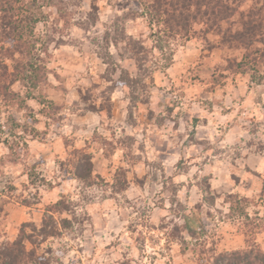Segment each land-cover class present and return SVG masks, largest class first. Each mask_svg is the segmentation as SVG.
Instances as JSON below:
<instances>
[{
    "label": "clouds",
    "instance_id": "1",
    "mask_svg": "<svg viewBox=\"0 0 264 264\" xmlns=\"http://www.w3.org/2000/svg\"><path fill=\"white\" fill-rule=\"evenodd\" d=\"M41 2L43 4L42 12L48 15L49 18L35 26L33 37H25V39H32L34 41L36 38H40L46 40L48 36L53 35L52 29L57 28L61 29V31L55 34L56 40L63 38L70 42H75L73 48L63 49V51L72 53V57L69 59L77 65V71L71 82H59L69 89V102L71 100H79V96L75 94L76 87L80 85L90 86L91 83L96 82L98 65L100 66L98 69L100 72H103L108 67L107 64L103 63L102 59L97 58V53L102 52L105 47L107 52L115 58L116 63L121 65L122 68L127 69L131 66L133 71L135 70L136 58L129 47V39L120 40L118 45L112 42L117 34L116 29L119 27L125 30L126 37L141 41L144 47L150 50L148 62L145 63L144 67L150 71L151 76L145 79V83H149L151 77L154 76L155 83L159 87L150 88L152 103L147 108L155 111L158 116L167 115L165 107H167L170 101L179 102L181 107L177 111L190 113L189 120H191L193 115L212 111L213 109L215 110L214 114L219 115L222 111L234 109L236 104L233 101L240 103L242 90L236 89H228L229 95L226 97L222 96L219 91L215 94L207 93L204 100L210 101V106L201 100L199 103H192L191 107H189L188 103H186L187 98L181 100L180 93L183 92V88L175 87L177 68L182 63L186 65L193 63L198 54L199 45L193 40L192 44L188 45L187 48H180V44L183 43L182 41H173L166 38L162 50L158 48L157 45L161 42L157 37L148 39L150 32L155 30V25H153L152 29L148 27L149 21L147 15L137 18L135 21L124 19L126 13L136 8V0H51V3H49V0H41ZM94 2L98 4L101 11L97 13L99 20L93 26L89 20V13L92 12L91 5ZM118 3H126L129 7L119 9L116 7ZM77 4L79 5L78 7ZM139 11L144 12V8L141 7ZM62 13L65 15V19L63 20L60 19ZM117 18H120L119 23H117ZM106 32L112 33L108 45H105L104 40ZM160 35H163V33ZM93 41L96 43H93ZM194 45L195 47H193ZM5 47H12V45L8 44ZM54 47L55 45L50 47L49 51H52ZM80 48L84 50L82 57L77 54ZM36 51L40 56L45 55L44 52L40 51L39 44L36 45ZM121 54L124 55L123 60L121 59ZM187 57H191L192 59L187 60ZM3 62L7 64L12 63L7 58H4ZM216 62L215 60L212 61V63ZM219 63H223V61H219ZM49 67H52V65H49ZM57 71H60V69L57 68ZM119 76L120 71L118 70L113 79L117 80ZM48 81L51 85H58V81L52 75L48 76ZM24 83L21 80H17L9 88L10 93H19L17 101L23 100L25 105L23 108H20L17 102L0 104V205L9 199V195L12 197V204L14 205L17 199L23 200L24 198L35 196L37 192L44 194L53 191L48 183H41L42 180L50 182L51 185H57L58 187L54 189L56 192L72 193L66 199V203L71 205L70 211L66 212L62 209H54L47 213L49 217H52L55 229L64 232L62 239H49L48 243L41 245L38 250L44 253V249L47 247L56 249L54 259L50 261V264H80L81 261H84V264H117V262L119 264H175L176 256L174 255V251L177 246L185 249L186 255L184 256V260L186 264H196L194 258L189 259L193 256L192 250L194 248L199 250V247H208L209 238L215 239L217 234L222 232L228 223H234L237 227H240L244 223V216L235 211L238 199L248 197L247 202L240 204L247 216L254 217L258 211L259 216L264 218V198H261L258 194L259 189L252 188L245 191L246 185L243 182L250 179L248 173L245 172V167L252 168L254 172L261 173V179L264 180V153L257 154L255 147L252 149L244 147V144L248 140L255 139L248 136L247 132H239L235 138L229 133L228 138L223 140L219 139L220 136L224 135L223 132H214L213 134L217 139L212 141L213 147L210 151L204 152L203 149L197 150L196 148L185 150L183 153L185 159L191 153H196L197 159L192 161L190 170L186 175L180 174L173 178L174 183L180 184L183 182L185 184V187L179 191L176 199L179 204L186 206L185 211H180L177 207L174 213L169 211V209L175 207L169 203L171 192H162V183L155 184L154 191H150L148 186L141 191L134 184L127 190L117 191L113 187L114 181L112 179V174L115 173L116 168L113 167L109 172L105 171L106 166L114 162V158L111 157L110 145L105 141L112 140V143H115L117 139H122L125 135H135L137 137V144L132 149L134 156L144 155L138 151V146L143 141L148 147L145 158L152 161L157 160V156L152 154L154 149L150 139L140 135V132L143 130L142 128L129 129L127 133L122 131V128H127L123 118H126L128 106L131 103L129 97L130 89L126 85H122L113 94V99L120 101L122 110L121 119L108 120L103 114L92 116L89 113L90 121L72 117L71 121L65 120L58 126L48 119L49 113L45 115L40 114V109L45 107V105L39 102L41 98L40 90L36 89L32 91L33 98H27L25 93L30 91V89L25 88L23 86ZM106 87L108 85L102 83L101 88L95 90V94L99 96V93ZM259 88H264V84H261ZM256 90L254 86V91ZM169 92L171 94L165 99L166 93ZM52 98V96L48 97V99ZM2 99L3 97H0V100ZM161 100H164V104L157 107V104ZM100 102L97 99L96 103L98 105ZM84 107L81 104L80 111H83ZM33 109L36 111L32 112ZM145 110V108L136 110L137 117ZM63 114L66 115L67 113ZM10 118L18 126L14 127ZM231 119V116L223 118L224 121ZM37 120L40 123H36L35 121ZM46 123L49 127L46 133L47 138L44 140V143L47 145L45 150L51 152L52 156L48 158L47 164L35 169L37 176L40 173H43V176L33 184L29 182V173L32 171L31 165L39 159V155L35 152L29 154L31 149L25 148L24 144L31 143L32 148H34L33 136L35 134L32 130L37 129L40 132V137L37 139H43ZM85 124L88 125V131L73 132L74 126L79 125L82 127ZM172 127V123L168 122L165 125L168 134H161L157 132L155 121H153L150 136L157 135L159 137L156 141L158 145L164 141H168L169 148L182 146V144L178 145L174 141H169L168 135L176 137L185 132L186 125L183 118H180L179 133L172 132ZM109 128L115 132V138L111 136ZM201 130H203L202 125ZM57 133L62 134V136L58 137ZM239 137H244L245 139L244 144H241L240 148L237 149L233 145L240 143ZM61 138L65 141L66 148L59 147ZM204 138L197 137V139ZM258 139L260 142H264V135H260ZM184 140H188L187 134L184 135ZM84 141L88 143L85 144ZM217 150L226 151H223L221 155L214 156L213 152ZM236 151H240L242 155L239 159L235 160L237 167H233V157ZM57 152H59L58 155L56 154ZM87 152L93 154V163L96 167L86 180L77 179L74 174V165L80 159V156ZM125 152H127V149H120L117 152V156H121ZM244 156H247L248 159L245 160ZM208 157H211V160L208 165L204 166V170L201 171L197 165L202 164L203 160ZM180 159L181 155L177 154L165 162V169L169 176H172L173 172H175V169L171 166ZM60 162H64V171H61ZM125 166L127 167V165ZM133 171L143 174L150 171V169H146L143 164H138L134 167ZM98 173L104 176V182L97 179ZM210 173L214 177L209 180L211 192L196 187ZM233 173L242 179L239 187L235 186V183L229 178ZM193 177H196V179L194 180ZM131 178L132 174H129L127 179L130 183ZM33 179L36 178L33 177ZM151 183L152 180L149 177L148 184L151 185ZM188 183L192 184L190 197L187 196ZM8 184L15 185L16 191L8 193L6 187ZM89 184H91V187H89ZM21 185L25 187H21ZM234 193L239 194V197L227 200V197ZM217 194L218 198H216L214 205L205 202V197L210 195L217 196ZM57 199L59 197H54L51 201H46V203H55ZM161 199L164 201L162 210L156 206ZM126 200H130L132 202L131 205L127 204ZM226 200L227 202H225ZM106 202L109 208H111L113 202L118 204L120 206V215L125 217V219L121 224L120 218L113 213L105 222L107 227H94L93 223L85 220V217L89 213H97L98 209L102 210ZM196 203L202 205V210L199 212L193 207ZM145 206L150 209L146 217H141L139 212L133 210L134 208L143 209ZM35 211L39 212L40 210L37 208ZM208 213H212L211 219ZM40 214L42 215L43 213ZM98 214L102 215L103 213L100 211ZM65 218L72 222V229L69 231H65L61 227V221ZM161 218H164L163 223L167 224L168 227L163 232L159 231L157 227V230L153 232L151 226L154 224L158 226L161 223ZM79 221H84V223L81 224ZM34 223L37 229L36 233H33L32 228H25L24 232L27 235H32L37 241L43 240V237L39 235V229L43 227L39 215L34 218ZM186 223H189L191 228L198 232L201 224L211 225V227L208 228V235L193 238L189 234V230L184 227ZM255 223L261 225V232L264 233V219L256 220ZM129 224H133L136 227L137 231L135 234H130L127 231ZM113 225L119 226L113 227ZM177 225L181 228L180 238L173 241L169 234ZM19 226V217L8 219L0 217V238L4 240L13 239L14 233ZM49 230H52V225H50ZM81 232L83 235H81ZM97 232L102 234V239L97 238ZM113 232H115V235H112ZM130 235L131 239H129ZM136 237H139L145 243L136 242ZM114 241L116 242V246L110 251L103 252L100 256L92 255L97 245H106ZM25 243L27 244V241ZM77 248L84 249L82 255L76 251Z\"/></svg>",
    "mask_w": 264,
    "mask_h": 264
},
{
    "label": "rangeland",
    "instance_id": "2",
    "mask_svg": "<svg viewBox=\"0 0 264 264\" xmlns=\"http://www.w3.org/2000/svg\"><path fill=\"white\" fill-rule=\"evenodd\" d=\"M33 1V0H26ZM39 4V10L35 12L39 23L42 21H46L49 17L42 12L43 4L41 0H37ZM51 3V0H49ZM144 3L143 0H136V8L130 10L128 13L125 14L124 19H132L135 21L137 18H142L145 16L142 12L139 11L141 4ZM260 4L264 6V0H249L245 2L242 7L239 9V12L234 15L232 19H229L222 23L223 30H226L230 27L236 29L239 27V22L241 21V12H249L254 4ZM79 5L77 4V7ZM66 7V6H64ZM92 12L89 13V20L91 21L92 25L94 26L96 22H98L99 17L97 13L101 11L100 7L97 3H93L91 5ZM117 8L123 9L129 7L128 4H117ZM255 7V6H254ZM60 19H65V15L62 13L60 15ZM120 18H117V23H119ZM148 27L152 29V24L150 20H148ZM55 23V22H54ZM79 23V22H78ZM36 24V25H37ZM35 25V26H36ZM160 26L155 25V30L151 31L148 39H152L153 37L160 38L164 43L165 37L164 32L163 35L158 33ZM205 27L202 25H195L194 26V33L191 34L189 38H171L170 40L182 41L183 43L180 44V48H187L188 45L192 44V41L195 40L196 44L199 45L198 54L191 64H181L177 68V77H176V88H183V92L180 93V99L184 100L187 98L186 103L188 106L191 107L192 103H199L201 100L204 101L205 104L211 105L210 101L204 100V97L207 93L220 92L222 96H228L229 91L228 89H236L242 90L240 96V103L233 101L236 104L234 109H228L227 111H222L219 115L214 114V109L212 111H206L201 114L193 115L191 120H189L190 113L184 112L181 113L177 111L178 108L181 107V104L177 101H170L165 107V112L167 113L166 116L160 115L158 116L155 111H152L147 108L148 105L152 103L150 88L152 87H159L155 83V77L152 76L149 83H145V79L151 76V73L148 69L144 67L145 63L148 62L150 52L149 49L144 47L143 43L139 40L130 39L126 37L125 30L117 27L116 29V37L113 39V43L118 45L120 40L129 39V47L132 50L131 43L135 41L138 43L139 48L144 47V50L140 49L139 52L141 55H144L146 60L145 61H136V68L133 71L131 66L127 69L122 68L121 65L117 64L115 58H113L108 52L106 47L100 53H97V58L102 59L104 64H107L108 67L103 71L100 72L99 65L97 66V73H96V82L91 83L90 86L80 85L79 87L75 88V94L79 96V100H71L69 102V89L64 87L63 84L59 83L63 81V83H69L72 81L74 74L77 71V65L72 62L69 58L72 57L71 52H65L63 49L73 48L75 46V42H70L66 39L61 38L60 40L55 39V34L60 32L61 29L53 28L52 32L53 35L48 36L46 40H42L40 38H36L34 40L35 48L33 49V54L35 57L36 65L35 69L38 72L35 73L40 76L41 83L39 86L34 88L30 82L25 81L23 86L25 88H29L30 91L25 93L27 98H33L32 91L39 89L40 90V100L39 102L45 105V107L40 109V114L45 115L49 113L48 119L52 120L53 123H56L58 126L62 124L63 121L69 120L71 121L72 117H76L80 120H89L90 116H99L103 114L108 120L113 119H121L122 118V110L120 107V101L113 99V94L116 92L117 89H120L122 85H125L120 82V76L123 71H129L132 77H140L141 84L138 87H131L126 85L129 89V97L131 99V103L128 106L127 116L124 119V123L127 125V128H122V131L127 133L129 129L135 130L138 128H142L143 130L140 132L141 136L150 139L152 147L154 149L153 155L157 156L156 161H152L150 159H146V155L148 152V147L143 141L140 142L138 146V151L143 153L144 155L134 156L132 154L133 146L137 144V137L135 135H125L122 139H117L115 143H112V140L105 141L107 144L110 145V152L111 157L114 158V162L112 164H108L105 168L106 172H109L113 167L116 168L114 174H112V179L114 181L113 187L117 191L119 190H127L128 188L132 187L134 184L137 188L141 191L145 189L146 186L150 189V191H154V185L157 183H162L163 188L162 192H171V198L169 203L174 205L175 207L169 209L171 212H176V208L178 207L180 211H185L186 206L183 204H179L176 197L179 191L185 187V184L181 182L180 184L174 183V177L179 176L180 174H187L190 170L192 165V161L197 159L196 153H191L187 159L184 158L183 153L188 148H196L197 150L203 149L204 152L210 151L213 147V140H216L217 137L214 136L215 133L223 132L224 135L220 136L219 139H227L228 134L231 133L232 136L235 138L239 132H247L248 136L254 137L255 139L248 140L246 144H244V137H239L240 143H236L233 147L239 149L241 144H244V147L247 149H252L255 147L256 153L261 154L264 153V142L259 141V136L264 135V88H259L261 84H264V45L258 43L255 45V48H251L249 50L243 48H230V47H222L220 45L221 37L217 35V31L214 33H210L208 35L203 34ZM163 30V29H162ZM164 31V30H163ZM35 34V27L33 30V36ZM157 34L158 36H153ZM70 35V33H68ZM142 35V33H141ZM112 36V33H105L104 40L105 45H108L109 38ZM93 43H96L93 41ZM40 45V51L44 52V56H40L36 51V45ZM55 45L52 51H49V48ZM195 47V45L193 46ZM137 48V49H139ZM256 49H259L260 52L256 53ZM127 51V49H126ZM258 51V50H257ZM133 52V51H132ZM78 56L82 57L84 54L83 48L78 50ZM245 55H249L252 58L257 59L256 61L248 59V61H252L253 63L250 64L251 66L248 69L249 73H239L233 72V70L229 69L231 64L234 61L238 63L241 62ZM121 59H124V55L121 54ZM187 60H191V57H187ZM217 61L216 63H212V61ZM219 61H223V63H219ZM11 67V64H9ZM52 65V67H49ZM207 65V67H205ZM39 67L43 68L39 71ZM57 68L60 71H57ZM120 71V76L117 80H114L113 77L116 75L117 71ZM64 73V75H62ZM135 73V74H134ZM33 74V77H37V75ZM52 75L57 81L58 85H51L48 81V76ZM39 76L37 78H39ZM202 76L204 77L202 79ZM102 83L107 84L108 87L104 88L102 92L99 93V96L95 94V90L101 88ZM15 84V83H14ZM11 86V85H10ZM9 86V88H10ZM254 86L257 89L254 91ZM162 91V89H161ZM139 93V94H138ZM16 94L19 93L17 92ZM171 93H166L165 99ZM49 96H52V99H48ZM143 97V98H142ZM97 99L101 102L99 105L96 103ZM14 102L19 103V107L23 108L25 105H22L20 102L17 101L15 98L12 101L6 102L5 100H0V104L7 103L12 104ZM24 104V103H23ZM83 104L84 110L80 111V105ZM164 104V100H161L157 107H160ZM139 108H145L144 112H141L139 117L136 115V110ZM36 110L33 109L32 112ZM67 113L66 115L63 113ZM175 113V115H173ZM78 114V115H77ZM225 116H231L232 119L228 121H224L223 118ZM183 118L184 123L186 125L185 132L179 134L176 137L168 135L169 141H174L178 145L177 148H169L168 141H164L162 144L158 145L156 143L157 139L159 138L157 135H151V128L153 125V121H155V128L157 132L161 134H168L165 129V125L168 122H171L173 127L171 129L172 132L179 133L180 128V118ZM34 119V117H33ZM15 125L14 120L10 118ZM36 123H40V121H35ZM201 125L203 126V130H201ZM49 125L45 124V136L43 139H37L40 137V132L37 129H33V142L35 143V147L32 148L31 143H25L24 147L31 149L29 154L35 152L39 155V159L36 160L34 164L31 165L32 171L29 173V182L35 183L36 180L40 179L43 176V173H40L37 176L35 169L47 164L48 158L52 156L51 152L46 151L47 145L44 143V140L47 138L46 133L48 130ZM80 131H88V125L85 124L82 127L77 125L73 127V132H80ZM27 132V129H26ZM109 132L113 138H115V132L109 128ZM187 134L188 140H184V135ZM58 137H61L62 134L57 133ZM95 135V133H94ZM205 137L204 139H197V137ZM87 144V141H84ZM19 146V145H17ZM60 148H66L65 141L61 138L59 142ZM120 149H127V152L123 153L121 156H117V152ZM226 150H217L213 152L214 156L221 155V153ZM57 155L59 152L56 153ZM92 157V161H94V156L91 152H87ZM181 155V159L177 161L171 167L175 169L172 176H169L166 169H165V162L169 160L170 157L175 155ZM242 153L240 151H236L233 157V167H237L235 164V160L241 157ZM106 154V159H107ZM81 159V156H80ZM79 159V160H80ZM244 159H248L247 156H244ZM78 160V161H79ZM211 160V157H208L203 160L202 164H198L197 167H200V170H204V166L208 165ZM77 161V162H78ZM76 162V164H77ZM118 162V163H117ZM75 164V165H76ZM143 164L146 169H150L143 174L139 172H134L133 169L136 165ZM74 165V168H75ZM94 168L96 165L93 163ZM127 165V167L125 166ZM61 171H64V162H60ZM245 172L248 173L250 179L244 180V184L246 185L245 191H248L252 188L259 189V195L261 198H264V180L261 179V173L254 172L252 168L245 167ZM129 174H132L131 183L127 179ZM35 177L36 179H33ZM76 177V176H75ZM149 177H151L152 183L151 185L148 184ZM77 178V177H76ZM214 178L213 174H209L206 176L199 184L196 185L198 188H202L204 191L211 192V184L209 180ZM234 183L235 186L239 187L242 179L240 176H237L235 173L231 174L229 177ZM78 179V178H77ZM97 179L101 182H104V176L97 174ZM195 180L196 177H193ZM41 183H48L49 187L53 189L48 193L41 194L37 192L35 196H30L29 198H24L23 200L17 199L15 204H12V197L9 195V199L6 200L0 207L3 208L0 217L4 219H8L11 217H19L20 219V226L14 233V238L9 240H4L0 238V249L4 246L11 244L14 242L20 232V228L23 224L35 225L34 218L39 215L40 222L43 223V219L47 215V209L51 207L53 204L58 202L59 200H64L66 203V199L72 193H59L54 191L57 185H51L50 182L46 180H42ZM8 189V193H12L16 191L15 185L8 184L6 185ZM21 187H25L21 185ZM91 187V184H89ZM188 193L187 196H191V188L192 184H187ZM230 195H239V194H230ZM54 197H59L55 201V203L46 201H51ZM212 197L214 198L213 200ZM217 196H207L204 198L205 202L209 203L210 205H214ZM228 198V197H227ZM227 201V200H226ZM225 201V202H226ZM156 203L155 201H153ZM126 203L131 205L130 200H126ZM69 207V211L71 210V205L66 203ZM164 201L161 199L159 203L156 204L158 208L161 210L163 209ZM197 212L202 210V205L200 203H196L193 205ZM39 208V212L35 211ZM120 206L113 202L111 208L108 207L107 202L105 207L100 210H97V213H89L88 216L85 217V220L89 223H93L94 227H107L105 223L109 216L113 213L120 218V223L122 224L125 217L120 215ZM136 212L140 213L141 217H146L149 214L150 209L145 206L143 209H133ZM102 211V215L98 214ZM40 213H43L42 215ZM256 213H259L258 211ZM130 215V214H129ZM209 218L211 219L212 213H208ZM255 216V215H254ZM262 218V217H261ZM163 219L161 218V223L157 225H152L151 230L155 232L157 227L159 231L163 232L165 228L168 227L167 224L163 223ZM187 219V218H186ZM68 221V228H62L65 231H69L72 229V222L67 218L63 219ZM63 220L61 224H63ZM81 224L84 221H79ZM174 223V222H169ZM223 223V221H221ZM246 221L237 227L234 223H228L225 225L222 232L218 233L216 238H209V246L208 247H199V250L193 249V256L189 259H195L196 264H211L214 255H218L224 252H232L236 250H244L249 248L254 244L260 245L264 250V233H259L257 235H253L250 233L248 227L245 226ZM119 225H113V227H118ZM185 228L189 230V234L193 236L195 232V237L197 236H206L208 235V228L211 225L201 224L199 232L195 229H192L189 223H186ZM127 231L130 234H135L137 231L136 227L133 224H129L127 226ZM194 231V232H192ZM181 228L177 225L173 228L172 232L169 234L173 241H176L180 238ZM64 232L61 231V234L49 237L46 241H38L37 243V251L41 247V245L48 243L49 239H62ZM81 235L83 233L81 232ZM115 235V232L112 233ZM97 238L102 239V234L100 232L96 233ZM131 239V235L129 236ZM136 242L138 243H145V241H141L139 237H136ZM150 242V241H149ZM116 246V242H112L106 245H97L94 249L93 256H100L103 252L110 251L113 247ZM32 247L29 244V248ZM56 251L53 247H47L44 249V253L38 251L39 255L46 253V257L50 258V260L54 259V252ZM77 252L81 255L84 252L83 248H77ZM174 255L176 256L175 264H186L184 260V256L186 255L185 249L177 246L174 251ZM80 264H84V261H81ZM119 264V262H117Z\"/></svg>",
    "mask_w": 264,
    "mask_h": 264
},
{
    "label": "trees",
    "instance_id": "3",
    "mask_svg": "<svg viewBox=\"0 0 264 264\" xmlns=\"http://www.w3.org/2000/svg\"><path fill=\"white\" fill-rule=\"evenodd\" d=\"M249 0H143L141 5L144 8L142 14L148 16V20L153 25L160 26L158 33L164 32L167 39L185 37L189 38L194 33L195 25L205 27V35L216 32L221 37L220 45L230 48H243L249 50L255 48V45L261 43L264 45V6L254 4L251 10L241 12V21L239 27H232L223 30L222 23L232 19L242 5ZM37 0H0V97L6 102L18 98V94L10 93L9 86L21 80L30 82L34 88L42 82L38 72L35 69L36 61L33 54L35 48L32 39L35 25L39 22L35 12L39 10ZM143 17L142 15H140ZM164 31H163V30ZM158 36L154 34L153 36ZM157 45L162 50L163 42ZM11 44L12 47H5ZM132 51L136 61H145L144 55L139 52L140 49L146 51L144 47L138 46V43L132 41ZM139 48V49H137ZM258 50V51H257ZM256 53L260 52L256 49ZM19 54V56H17ZM264 56V54H262ZM12 61L11 67L4 63L3 59ZM257 59L245 55L241 62L234 61L229 69L233 72L249 73L248 69L252 61ZM11 69V71H10ZM43 69L39 67V71ZM37 73V74H35ZM33 74L39 76L33 77ZM120 82L138 87L141 84L140 77H132L129 71H123L120 76ZM20 103L23 104V100ZM94 169L92 157L84 153L81 159L75 165V176L78 179L86 180ZM30 176V175H29ZM239 195H229L227 200L237 199ZM214 198L212 197L211 200ZM248 197H242L237 200L235 211L244 216L245 226L249 228L250 233L257 235L261 232V225L255 223L256 220L264 219L255 213L254 217H249L243 212L240 206L242 202H247ZM227 202V201H226ZM56 210L69 211L68 205L64 200H59L47 209V213ZM3 208L0 207V214ZM43 227L39 229V235L46 241L49 237L61 234L54 226L52 217L45 216ZM52 225V230H49ZM62 228H68V221L63 220ZM25 228H32L33 233L37 232L35 225L23 224L20 228L18 238L0 249V264H50V258L44 254L39 255L37 251L38 241L32 235L24 232ZM194 232V231H192ZM195 237V232L193 233ZM27 241V244L25 243ZM29 244L32 246L29 248ZM211 264H264V250L260 245L254 244L244 250L224 252L214 255Z\"/></svg>",
    "mask_w": 264,
    "mask_h": 264
}]
</instances>
